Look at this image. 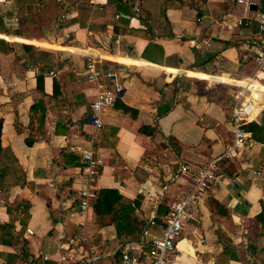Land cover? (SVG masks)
<instances>
[{"label":"crops","instance_id":"obj_1","mask_svg":"<svg viewBox=\"0 0 264 264\" xmlns=\"http://www.w3.org/2000/svg\"><path fill=\"white\" fill-rule=\"evenodd\" d=\"M246 1L45 0L47 15H56L44 27L45 37L0 33V39L16 42L0 53V264H81L92 258L120 264L123 245L141 243L144 231L160 236L151 221L191 189L180 165L196 168L222 156L231 142L233 90L218 97L209 94L213 84L207 82L238 85L254 70L241 54L257 39L256 22L247 29L222 27L225 19L264 12V0ZM18 42L34 47L22 48V65L15 62ZM91 51L106 57L104 65L122 87L95 143L87 120L95 91L84 78ZM191 78L207 85L203 93ZM253 123L257 144L220 161L170 264L259 263L254 217L264 205V112ZM87 148L102 160L97 186L105 195L82 217L79 151ZM138 196L130 218L141 222L139 237H120L109 222L111 211L120 199ZM97 213L109 215L99 221Z\"/></svg>","mask_w":264,"mask_h":264},{"label":"built area","instance_id":"obj_2","mask_svg":"<svg viewBox=\"0 0 264 264\" xmlns=\"http://www.w3.org/2000/svg\"><path fill=\"white\" fill-rule=\"evenodd\" d=\"M246 2V0H237L238 4ZM251 20L257 24V39L247 45V49L241 54V62L244 64L253 63L254 70L250 76L238 80V85H232V107L229 117L231 142L225 147L222 156L215 157L196 168H191L188 164L180 165V174L187 176L191 181L189 193L185 198L173 202L158 221L151 222L152 226L154 225L160 230V236H151L144 231V241L128 243L121 247L120 264H139L142 260L146 264H170V257L175 253L176 241L181 237L184 224L192 219L197 203L217 179L220 161L224 158L236 157L244 150L252 149L257 144L252 138V134L244 127L253 123L264 112V92L257 87L264 82V12L257 11L252 15L248 13L244 18H236L233 21L225 19L222 21V27L229 31L247 29ZM209 47L210 44H206V48ZM106 61V57L95 51L87 53L84 78L95 91L87 118L91 143L97 142L99 133L103 129L102 117L108 110L114 108L122 95V87L117 83V74L112 68L104 65ZM50 75L53 76L54 73L51 72ZM79 152L81 154V182L77 190L78 209L79 214L84 217L91 209L92 203L99 197L97 182L102 160L92 148ZM79 238L82 239L81 236ZM63 239V236L57 239L59 249L64 247ZM73 240L70 239L69 242L72 243ZM45 258L46 256H44ZM61 260L64 261L65 258L62 257ZM81 264L97 263L95 258H92Z\"/></svg>","mask_w":264,"mask_h":264},{"label":"rangeland","instance_id":"obj_3","mask_svg":"<svg viewBox=\"0 0 264 264\" xmlns=\"http://www.w3.org/2000/svg\"><path fill=\"white\" fill-rule=\"evenodd\" d=\"M31 6H34L35 10H33ZM47 13V10H45V0H0V18H2L0 33L4 34V32H6L10 34L9 36H15L13 34L20 33L23 38L29 40L45 37L46 33L44 27L48 26L50 28V23L53 21L52 16L56 17L54 13L49 15H47ZM39 49L44 50V48L41 47ZM14 54L15 56L17 55L15 58L17 64L22 65L26 62L21 60L24 54L19 42L18 44H14ZM191 79L193 82L192 85L198 88L200 93H203V86L207 85L202 81ZM207 83L213 84L210 87L211 90H209V94H215L218 97H229L228 93L230 95L231 90H233V86L229 83H220L216 81H209ZM257 236L256 238L258 239L255 245V254H257V259L259 260L257 264H264V234L260 233ZM247 243L248 240L246 239L245 244H243L244 247L247 246Z\"/></svg>","mask_w":264,"mask_h":264},{"label":"trees","instance_id":"obj_4","mask_svg":"<svg viewBox=\"0 0 264 264\" xmlns=\"http://www.w3.org/2000/svg\"><path fill=\"white\" fill-rule=\"evenodd\" d=\"M1 22H2V18H0V24ZM4 34L10 35V34H7L6 32H4ZM13 35L23 38V36L20 33H15ZM22 48L26 52H29L31 49H34L33 46L25 45V44L22 45ZM11 50H12V45L8 43L7 41L0 39V53H8ZM39 81H40V75L37 76V82ZM257 87H259V89L264 92L263 85H258ZM168 110H169V107L166 108L164 112H167ZM158 113L162 114V111L159 109ZM244 128L246 131L252 132V133L258 130L256 129V125L254 123H250L246 125ZM25 142L28 146L32 144L31 141L29 140H25ZM0 154H1V120H0ZM104 195H105V191L99 192V197L96 202V206L104 201ZM140 199H141V196H138V198L135 199L134 201L127 202V203L122 202L123 199H120L116 203V206L113 207L111 211L113 216L110 218L109 222H111V224H115L118 236L121 237V235L126 234L127 237L132 240L138 239L139 225H141V222H139L137 219H131L130 217L134 214V210L139 207ZM97 215L100 221L103 218L102 216L109 215V214L97 213ZM254 224L260 228L259 234L260 233L264 234V205H262L261 211L254 217ZM0 228H3V225H0Z\"/></svg>","mask_w":264,"mask_h":264},{"label":"water","instance_id":"obj_5","mask_svg":"<svg viewBox=\"0 0 264 264\" xmlns=\"http://www.w3.org/2000/svg\"><path fill=\"white\" fill-rule=\"evenodd\" d=\"M152 222V221H151Z\"/></svg>","mask_w":264,"mask_h":264}]
</instances>
